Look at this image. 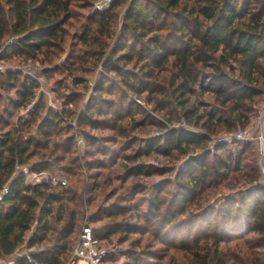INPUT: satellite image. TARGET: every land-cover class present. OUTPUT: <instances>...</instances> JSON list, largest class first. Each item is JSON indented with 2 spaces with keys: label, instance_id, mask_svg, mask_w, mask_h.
Instances as JSON below:
<instances>
[{
  "label": "trees",
  "instance_id": "trees-1",
  "mask_svg": "<svg viewBox=\"0 0 264 264\" xmlns=\"http://www.w3.org/2000/svg\"><path fill=\"white\" fill-rule=\"evenodd\" d=\"M96 1L0 0V47L7 44L9 58L38 63L47 80L58 72L72 85L101 66L77 116L44 110L35 80L4 73L0 91L15 98L0 112V264L23 245L43 247L14 264H63L85 205L95 240L138 235L126 264H264V186L257 183L254 145L234 141L209 152L220 133L249 127L264 99V0H115L103 13L89 14ZM54 83L61 88L60 80ZM116 85L132 100L121 91L113 95L109 89ZM111 94L120 103L106 99ZM75 98L62 99L76 107ZM33 100L38 110L13 123ZM149 124L165 132L139 138ZM85 127L108 134L95 136ZM79 139L90 159L85 176L76 154ZM116 147L133 152L124 155L113 180ZM154 153H163L170 165L146 163ZM185 156L174 177L145 185L144 177H161ZM25 166L33 172L56 167L64 177L82 180L30 186L16 169ZM96 167L100 171L92 173ZM143 191L148 196L136 200ZM107 196L115 200L105 207Z\"/></svg>",
  "mask_w": 264,
  "mask_h": 264
},
{
  "label": "rangeland",
  "instance_id": "rangeland-1",
  "mask_svg": "<svg viewBox=\"0 0 264 264\" xmlns=\"http://www.w3.org/2000/svg\"><path fill=\"white\" fill-rule=\"evenodd\" d=\"M94 4L88 9L89 14H101L100 12L95 11ZM4 45H2L0 48H2ZM6 53H7L6 50H2V53L0 54V81H4V73L7 71H10V72H17L18 71L22 76L27 77L28 80H35L38 84V87L36 88V91H35V94L38 97L36 100H39L42 97L44 110H51L52 112L59 113V114H61L62 109H65V110H70L71 112H75L73 114L75 116H77L79 114V112L84 110L83 109L84 106L87 104L88 100L90 99V96L92 95V91H93L95 82L97 81L98 76H99L98 73L101 71V66L98 65V66H96L94 71H91L89 73V75L86 76V81L83 84L72 85L70 83L71 80L66 79V78L61 79L62 77L58 74V72L53 73L51 75V77H50L51 80H47L46 78H44L43 76L40 75L41 67L38 63L31 62L30 60H27V61L18 60L15 57L9 58ZM63 58H64V56H62L61 59H63ZM55 80H60L61 88L59 85H55V83H54ZM57 86H59V87H57ZM105 86H107V85H105ZM109 91H111L112 94L113 93L116 94L117 91H121L125 95L127 94L125 97L132 100V95L130 93H127L128 91L125 88H123L122 86L116 85L115 87H110ZM0 93H1V100H0V112H1L3 110V108L6 107L5 103H3V102H7L6 100H13L15 98V95L9 91H0ZM68 94H73L76 96V98H75L76 99V105H77L76 107L71 106V105L67 106L63 102L62 98H64ZM112 94L107 96L106 99L111 100L113 102H118L119 101L117 99L118 94L115 96H112ZM206 98H208L207 95H206ZM36 100L31 101L30 104L26 108L20 109L16 113L15 119H13L14 120L13 123H15V120L17 118H19L20 122L27 120L29 118V116L36 111V109L38 110V106H36L38 101H36ZM118 103H120V102H118ZM263 107H264V99L262 102H260L256 106L257 110H256L255 116L257 115L259 110ZM255 116L251 120V124L253 123ZM157 118L160 119L159 116H157ZM70 125L72 126L73 131H75V128H74L75 127V118L74 117H73V119H71ZM61 126L63 127V125H61ZM84 131L89 132L90 134H93L95 136H97L99 134H100V136H102V134H108V133H101V132H97V131H92L91 129H88L87 127L84 128ZM236 131H237V129L234 132H232L231 134L220 133L219 135H217V137L222 136V135L230 136V135H233ZM163 132H165V129L162 130V128L159 125L149 124L141 132H139L138 137L139 138L157 137V136L161 135ZM74 135H75V138L77 139V132H75ZM75 142H76V150H77L76 154H77L78 159H79L80 164H81L82 174L85 176L86 175L85 172H87V171H86V167L84 164L86 162H90L89 157L86 155L87 146H85V142L82 139L81 140L79 139V141L75 140ZM117 148L118 147H116L115 150L118 153L116 154V156L113 160L114 163L110 166L111 172L109 173L110 178H112L113 180H115L114 178H116V176L120 172L121 166L123 164H125V162H126L124 159V155H132V152H133L132 148L129 150L120 151V152ZM253 149L255 151V147H253ZM255 156H256V151H255ZM183 159H186V156L182 159L181 158L177 159L176 162L172 161L173 162L172 166L178 165V163H181V161ZM146 163H148L149 165H151L154 168H163V167H168L170 165L169 158L165 157V155L163 153L152 154L151 157L147 158ZM25 167L29 168L28 166H25ZM100 169H101L100 167H96L91 172L92 173L93 172H99ZM176 170H177V166L174 167V169L170 170L168 173L162 175L161 177L160 176L144 177L143 182L145 183V185L150 186L152 188L162 179L174 177ZM45 173L50 174L55 179L64 178V179H66V184L68 182L69 185L71 184V182L82 180L78 175H74V176L71 175L70 177L67 176V178H66V177H64L63 174H61L57 170L56 167L51 168L50 171H47ZM86 182H90V180L87 179ZM96 182H98V181L96 180L95 183ZM129 183H130V180L127 181V183L124 185V188L129 186ZM257 183L259 185L263 186L260 183L259 169H258V181H257ZM113 185L119 186V182L114 181ZM102 191H103V188H100L99 190H97L96 193L98 194V196L96 197L95 205L99 204V202L101 201L100 196H101ZM123 192H124V190L121 189L118 191L117 195H120ZM223 195H226V193H223ZM147 196H148V193L143 191V192L137 194L136 200H138L139 198L147 197ZM220 196L221 195H217L216 198H221ZM114 200H115V197H109V196L105 197L104 198V206L105 207L109 206L112 202H114ZM221 201L222 200H220V202ZM131 206H132V202H131ZM144 209H145V205L142 204L139 208V212H143ZM67 214H68V212H65L64 217H66ZM132 214L134 215V211H132V209H131V211L128 212V216H132ZM90 215H91V209L88 208V206H86V205L83 206L82 209L78 210V212L76 214V218H75L74 233H73L72 238H71L72 240H70V242H69V249H68L69 251H68L66 257L69 255V252L72 250V248L75 246V244L77 242V238H78V234H79L81 226L83 224H87L90 227H92V224L90 223ZM107 222H108V219L103 218L100 224L104 225ZM128 222L130 225L135 223V221L132 220V217L129 218ZM31 231L32 230L30 229V232ZM134 238H139V237H138V235H135V234H133V235L131 234L129 236L115 235V236H112L110 239L101 242L104 247H108L110 250H112V253L110 254V260H111L112 264H126L127 263L128 254H129V251L131 250L130 249V242ZM145 238L146 237H144V239ZM42 247L43 246H34L29 250L25 245H23L22 248H20L16 253L37 252ZM6 262L7 261H4L1 264H5Z\"/></svg>",
  "mask_w": 264,
  "mask_h": 264
},
{
  "label": "built area",
  "instance_id": "built-area-1",
  "mask_svg": "<svg viewBox=\"0 0 264 264\" xmlns=\"http://www.w3.org/2000/svg\"><path fill=\"white\" fill-rule=\"evenodd\" d=\"M114 1L115 0H98L94 4V9L102 13L108 10ZM10 42L11 40L8 43ZM6 45L7 44L0 48V54L2 50H5ZM234 141L251 142L254 145L260 174V183L264 186V107L259 110L253 123L249 127L245 129L237 128V131L230 136L222 135L214 137L209 146V152L213 153L215 145L217 144H229ZM16 169L20 170L25 175V182L30 186L39 184H48L50 186L66 185V179L64 178L55 179L48 173L33 172L27 167H17ZM6 192V188H3L1 194H5ZM31 230H33V227H31ZM111 253L112 250L108 247H104L101 242L94 239L91 227L87 224H83L80 228L77 242L69 252L64 264H112L110 260ZM21 257L30 260L28 253H15L5 264H14L15 259Z\"/></svg>",
  "mask_w": 264,
  "mask_h": 264
},
{
  "label": "crops",
  "instance_id": "crops-1",
  "mask_svg": "<svg viewBox=\"0 0 264 264\" xmlns=\"http://www.w3.org/2000/svg\"><path fill=\"white\" fill-rule=\"evenodd\" d=\"M11 257H12V256H11ZM11 257H10V258H11Z\"/></svg>",
  "mask_w": 264,
  "mask_h": 264
}]
</instances>
